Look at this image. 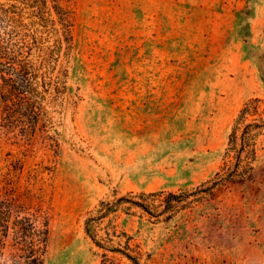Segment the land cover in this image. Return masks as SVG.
<instances>
[{"label":"rangeland","instance_id":"obj_1","mask_svg":"<svg viewBox=\"0 0 264 264\" xmlns=\"http://www.w3.org/2000/svg\"><path fill=\"white\" fill-rule=\"evenodd\" d=\"M75 3L57 150L6 135L0 97V194L39 172L51 213L44 264H101L87 212L114 189L178 190L211 177L243 103L264 97V0ZM258 148L252 181L168 220L120 217L147 264H264V136Z\"/></svg>","mask_w":264,"mask_h":264},{"label":"trees","instance_id":"obj_2","mask_svg":"<svg viewBox=\"0 0 264 264\" xmlns=\"http://www.w3.org/2000/svg\"><path fill=\"white\" fill-rule=\"evenodd\" d=\"M76 14L75 0L0 2L1 127L10 138L59 147L54 114L69 89ZM261 136L264 97L252 96L234 117L222 162L211 177L178 190L114 189L103 196L85 219L86 234L97 247L101 264L150 260V252L121 224L123 214L151 222L168 220L215 199L231 185L252 181ZM14 169L22 171V166L14 164ZM41 179L36 170L23 189L16 184L0 194V264H44L51 213Z\"/></svg>","mask_w":264,"mask_h":264}]
</instances>
